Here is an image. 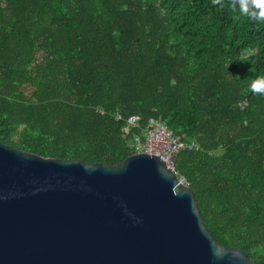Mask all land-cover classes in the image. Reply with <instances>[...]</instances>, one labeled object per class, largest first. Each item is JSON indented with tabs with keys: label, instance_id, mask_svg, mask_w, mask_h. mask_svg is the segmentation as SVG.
<instances>
[{
	"label": "trees",
	"instance_id": "obj_1",
	"mask_svg": "<svg viewBox=\"0 0 264 264\" xmlns=\"http://www.w3.org/2000/svg\"><path fill=\"white\" fill-rule=\"evenodd\" d=\"M230 3L0 0V142L115 165L163 120L213 236L264 264V22Z\"/></svg>",
	"mask_w": 264,
	"mask_h": 264
},
{
	"label": "water",
	"instance_id": "obj_2",
	"mask_svg": "<svg viewBox=\"0 0 264 264\" xmlns=\"http://www.w3.org/2000/svg\"><path fill=\"white\" fill-rule=\"evenodd\" d=\"M0 264H258L205 224L175 165L44 157L0 142Z\"/></svg>",
	"mask_w": 264,
	"mask_h": 264
},
{
	"label": "built area",
	"instance_id": "obj_3",
	"mask_svg": "<svg viewBox=\"0 0 264 264\" xmlns=\"http://www.w3.org/2000/svg\"><path fill=\"white\" fill-rule=\"evenodd\" d=\"M122 115L117 114V119ZM140 116L134 114L128 117L129 127L136 126ZM126 128L127 130L129 129ZM136 152H148L156 154L166 161L168 165L174 166L175 155L184 149H198L199 145L194 140H187L181 135H176L167 124L158 118H150L142 131V135H136L132 144ZM184 183L185 178L180 177Z\"/></svg>",
	"mask_w": 264,
	"mask_h": 264
},
{
	"label": "clouds",
	"instance_id": "obj_4",
	"mask_svg": "<svg viewBox=\"0 0 264 264\" xmlns=\"http://www.w3.org/2000/svg\"><path fill=\"white\" fill-rule=\"evenodd\" d=\"M220 3V0H214ZM230 7L235 11L238 7L240 14L254 22H264V0H231ZM249 89L254 94L264 95V76L251 80Z\"/></svg>",
	"mask_w": 264,
	"mask_h": 264
},
{
	"label": "flooded vegetation",
	"instance_id": "obj_5",
	"mask_svg": "<svg viewBox=\"0 0 264 264\" xmlns=\"http://www.w3.org/2000/svg\"><path fill=\"white\" fill-rule=\"evenodd\" d=\"M9 134H12V131L9 130ZM2 143V142H1Z\"/></svg>",
	"mask_w": 264,
	"mask_h": 264
}]
</instances>
